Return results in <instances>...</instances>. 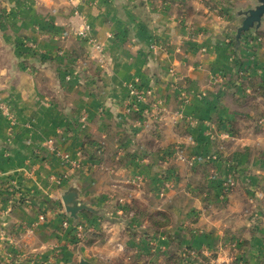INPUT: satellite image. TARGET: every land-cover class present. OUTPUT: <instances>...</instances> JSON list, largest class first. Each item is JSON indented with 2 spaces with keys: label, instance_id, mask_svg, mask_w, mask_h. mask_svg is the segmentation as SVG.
I'll list each match as a JSON object with an SVG mask.
<instances>
[{
  "label": "crops",
  "instance_id": "crops-1",
  "mask_svg": "<svg viewBox=\"0 0 264 264\" xmlns=\"http://www.w3.org/2000/svg\"><path fill=\"white\" fill-rule=\"evenodd\" d=\"M258 5L0 0V106L10 115L0 113V264L40 262L69 245L68 217L90 234L109 213L135 220L138 201L148 215L174 212L189 252L264 264V19L237 38ZM83 18L104 63L73 35ZM131 86L146 98L129 113ZM179 153L203 161L189 166ZM68 195L88 210L65 217Z\"/></svg>",
  "mask_w": 264,
  "mask_h": 264
},
{
  "label": "rangeland",
  "instance_id": "rangeland-1",
  "mask_svg": "<svg viewBox=\"0 0 264 264\" xmlns=\"http://www.w3.org/2000/svg\"><path fill=\"white\" fill-rule=\"evenodd\" d=\"M244 35V34H243ZM242 35V36H243ZM255 37V36H254ZM220 78L216 79V81ZM182 116H184L182 114ZM202 158V157H201ZM138 218L133 219L128 211H122L117 216L113 214L107 215L106 225L103 228L92 227V234L86 228L84 237L78 239L71 233L70 238L73 241L70 243L73 249V254L64 255L63 247L70 249L68 243L57 244L55 251H53L46 260L32 256L30 264H78L81 260L86 259L92 264H234L235 261H230L224 255L216 254V252L209 249H201L189 252V247H183L181 237L175 233L174 212L154 210L149 215L146 214L147 209H143L142 204L134 205ZM154 208V207H152ZM174 209V208H173ZM134 210V211H135ZM175 210V209H174ZM173 210V211H174ZM109 212L112 210L109 208ZM68 217L67 211L64 213ZM151 217V229L154 235L147 236L150 233L146 232V224L144 220ZM67 219L62 221H70ZM72 226H77V221H70ZM37 223V221H36ZM84 223V222H83ZM61 224V227H62ZM80 225V224H78ZM84 225V224H83ZM121 227V230L118 227ZM63 227L60 228L62 231ZM87 234V236H86ZM64 235V234H62ZM140 237V238H139ZM121 238V239H120ZM125 242L126 246L122 250L119 249V243ZM129 242V243H128ZM124 245V244H123ZM135 250L137 252H135ZM147 250L149 252H147ZM119 251V252H118ZM146 252V253H145ZM218 252L223 254V250L219 248ZM70 253V252H69ZM75 255V256H74ZM218 257V258H217ZM217 259V260H216ZM80 261V262H81Z\"/></svg>",
  "mask_w": 264,
  "mask_h": 264
},
{
  "label": "built area",
  "instance_id": "built-area-1",
  "mask_svg": "<svg viewBox=\"0 0 264 264\" xmlns=\"http://www.w3.org/2000/svg\"><path fill=\"white\" fill-rule=\"evenodd\" d=\"M73 35L78 40L85 42L87 45H89L92 51L90 57L93 56V52L98 53L101 56L100 62L104 63L105 61L104 47L101 46L93 36L91 26L85 18L82 19V23L80 27L76 31H74ZM67 80H70V78H67ZM129 93H130L129 94L130 102L127 104V112L130 113L131 111H138L139 105H141L145 101L146 98L145 93L140 89H138L136 86H131ZM0 113H5L7 116H10L3 106H0ZM11 119L13 118L11 117ZM60 158L63 164L71 163L74 168H79L81 166V163L79 161L76 162L72 161L69 154L61 153ZM216 158H217L216 156H213L210 158V160L212 161L215 160ZM178 160L183 163H186L189 166H192L194 164V161L202 162L203 158L199 157L198 159H187L186 157H184V155L179 153ZM214 177L216 178V176ZM234 186L235 183L232 177H229L227 180H224L222 184L220 198L222 200L226 199V197L229 195L230 191L233 189ZM45 222H46V217L43 214H41L38 217L36 225L44 224ZM62 227L63 229L67 231L69 230L72 233H74V235L78 239H82L86 231V227H84L83 225H77L73 227L70 221L63 222Z\"/></svg>",
  "mask_w": 264,
  "mask_h": 264
},
{
  "label": "water",
  "instance_id": "water-1",
  "mask_svg": "<svg viewBox=\"0 0 264 264\" xmlns=\"http://www.w3.org/2000/svg\"><path fill=\"white\" fill-rule=\"evenodd\" d=\"M259 5L246 13V18L243 21L242 26L238 30L237 38L241 39L244 33L251 31L252 29H259L264 19V0H258ZM74 201V195H68L64 198L65 208L67 213H70L72 217L77 218V214L80 211L88 210L86 206H71ZM90 210V209H89ZM80 264H92L88 261L82 260Z\"/></svg>",
  "mask_w": 264,
  "mask_h": 264
},
{
  "label": "trees",
  "instance_id": "trees-1",
  "mask_svg": "<svg viewBox=\"0 0 264 264\" xmlns=\"http://www.w3.org/2000/svg\"><path fill=\"white\" fill-rule=\"evenodd\" d=\"M245 35V34H244ZM236 40L234 39L233 42H235ZM153 221V220H152Z\"/></svg>",
  "mask_w": 264,
  "mask_h": 264
}]
</instances>
